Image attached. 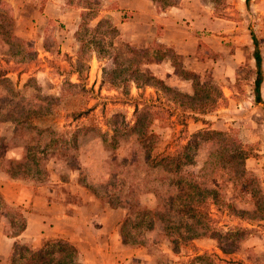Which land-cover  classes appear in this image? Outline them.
Returning <instances> with one entry per match:
<instances>
[{
	"label": "rangeland",
	"instance_id": "374dc122",
	"mask_svg": "<svg viewBox=\"0 0 264 264\" xmlns=\"http://www.w3.org/2000/svg\"><path fill=\"white\" fill-rule=\"evenodd\" d=\"M0 1V178L10 179L12 174V180L33 192L41 186L47 188V197L63 203L70 213L83 200H95L78 184L79 180L94 182L90 185L95 186L111 177L121 179L126 172L129 176L138 174L132 165L136 161L135 167L139 168L138 162L142 161L144 151L136 135L142 126L152 134L145 142L151 155L186 147L183 153L189 164L181 172L191 175L195 201L205 198L195 205L199 217L191 221L187 232L193 239L183 247L179 245L176 253L171 245L173 229L168 238L160 225L135 228L129 224L128 236L142 247L126 246L131 250L119 252V260L115 261L113 250L100 256L93 252L91 243L84 242L77 249V264H264V100L263 104L256 103L253 93V56L264 59V16L257 7L259 0H214L221 6L216 8L217 17L230 15L242 33L249 32L253 49L249 62L247 59L233 67L228 61L230 75L224 80L219 74L214 78L209 69L187 76V80L175 72L177 79L161 80L168 89L159 87L157 79L141 76L159 79V46L154 41L145 49H134L105 19L96 28L88 25V12L77 31L73 50L65 53L54 39L46 37L44 54L39 39L16 35L37 27L27 20L29 12H23L24 21L4 19L13 16L14 7L7 0ZM77 1L70 0L73 5H78ZM239 3L241 10L237 9ZM39 30L51 36L55 31H64V26L41 23ZM230 55L228 52L226 57ZM195 82L203 89L200 99L218 97L213 109L190 111L178 104L184 101L181 96L192 95ZM134 107L145 115L135 114ZM45 112L48 114L36 117ZM49 132L55 133L53 139H66L68 144L61 148L60 143L52 147L35 141L38 135L49 138ZM209 132L218 134L208 138ZM72 136L75 150L71 147ZM225 138L228 142H223ZM32 148L34 152L44 149L36 165L27 159ZM218 152L237 158L227 164ZM146 174L153 178L159 173ZM157 190L164 192L162 186ZM140 191L137 197L141 205L154 209V197ZM123 192H128V186ZM94 204L93 216L85 213L80 217L95 222L96 214L108 208L98 201ZM26 210L0 201L4 233H18ZM117 210L122 212L121 219L130 213L124 204ZM169 210L167 215L174 222L183 223L181 216ZM180 231L184 234L185 229ZM106 241L109 245L105 241L101 244L110 249Z\"/></svg>",
	"mask_w": 264,
	"mask_h": 264
},
{
	"label": "crops",
	"instance_id": "0c3cea01",
	"mask_svg": "<svg viewBox=\"0 0 264 264\" xmlns=\"http://www.w3.org/2000/svg\"><path fill=\"white\" fill-rule=\"evenodd\" d=\"M7 2L14 7L12 17L15 21H24L25 10L29 12L27 20L37 27L17 32L16 35L39 39L40 51L44 54L43 42L46 37L54 39L57 48L65 53L73 50L77 31L88 12L90 14L85 19L88 25L95 27L101 19H105L128 42V46L145 49L154 41L177 55L183 69L196 74L209 69L214 78L219 74L221 80L230 75V61L233 67L247 59L249 62L253 50L249 32L242 33L238 22L230 18V15H215L219 5L214 0H78V5H73L70 0ZM257 7L264 16V0H259ZM237 9H242L241 3L237 5ZM225 10L228 11L226 8ZM50 22L62 24L64 31H55V34L48 36L39 30L41 23ZM228 52L232 54L229 58L226 57ZM259 65L263 80L259 86V97L264 100V59H260V56ZM157 67L159 80L177 79L175 71L165 61H159ZM88 178L87 182L90 183ZM92 183L94 182L90 184ZM47 195V188L41 186L33 192L17 181L1 176L2 202L6 206H19L27 210L22 215L23 230L15 237L4 234V217L0 215V264H5L15 245L36 249L45 239L55 237L67 240L76 249L80 244L89 242L95 247L93 252L100 256L113 250L115 261L119 260V252L131 250L121 244L116 231L123 216L120 210L103 208L96 214V221L93 222L87 216H80L85 213H89V216L95 214V200L82 199L83 204L69 213L67 206L59 201H52ZM79 220L84 222L77 223ZM106 240L111 244L110 249L101 244V241H105L109 245Z\"/></svg>",
	"mask_w": 264,
	"mask_h": 264
},
{
	"label": "trees",
	"instance_id": "16d2710c",
	"mask_svg": "<svg viewBox=\"0 0 264 264\" xmlns=\"http://www.w3.org/2000/svg\"><path fill=\"white\" fill-rule=\"evenodd\" d=\"M2 3L0 1V9ZM12 21L13 17H4ZM2 19V20H4ZM100 22V21H99ZM98 22V24H99ZM98 24L94 27H98ZM157 44L156 42H153ZM159 46V54L156 56L158 61H165L175 72L180 73L183 76L182 80H187L188 77H194L195 73L189 70L182 68L181 61L177 55H175L171 50L157 44ZM254 66L256 70L255 81H254V100L256 103H261L259 97V86L261 83L260 76V65L258 55L253 56ZM141 76L147 80H159L155 76L141 74ZM188 76V77H187ZM194 80V79H193ZM148 84V83H147ZM159 87L164 86L163 82L159 80ZM168 89V88H167ZM203 92V89L198 85L197 82L193 84V93L191 96H181V103H178L181 106H187L190 111L198 110H211L216 106L217 98L203 99L199 96V93ZM177 97V93H175ZM134 113H139V116L145 115L143 110H137L134 107ZM48 112H45L41 115H46ZM115 120V119H113ZM137 122V121H136ZM263 127H264V104H263ZM136 128V126H135ZM36 129V128H32ZM133 129V128H132ZM130 133V131H126ZM210 137L216 136L218 133L209 132ZM55 133L49 132V138H41L38 135L37 140L46 144H51V146H56L60 143L61 148H64L68 142L66 139L58 140L53 139ZM140 142L142 143L143 151L142 152V161L138 162L139 168L135 167L136 161H133V172L138 174H133L129 176L128 172L124 173L123 178L113 179L110 178L109 181L92 186L87 184L84 180L78 181V184L89 193V195L95 199V201L105 204L109 209H119L122 208L123 204L128 206L129 214L125 215L118 223L117 232L121 240V244L124 246L131 247H142L143 244L137 241H133L131 237L128 236L126 230L127 226L136 227H145L146 225L155 227L160 225L162 234L165 237L171 236L169 231L174 230V239L171 238L172 252L176 253L179 245H186L193 236H190L188 231L190 230L191 221L195 218H198V212L195 205H200V203L205 199H200L195 201L194 196V185L190 181L191 175L182 173L181 169L183 166L188 165L189 161L186 159L187 155L183 153L185 146L182 147L180 151L172 152L169 154H150V148L146 147L145 142L150 140L152 134L146 132L143 127H139L138 133L136 134ZM196 134L195 136H197ZM194 136V138H196ZM71 147L73 150L76 149L75 137L72 136ZM104 143V140H102ZM223 142H228V139L225 138ZM46 146V145H44ZM35 148L31 149V153L28 156V160L31 164L36 165V161L40 160L43 154L44 149H41L40 152L35 151ZM183 155V157H181ZM219 157L223 159L225 163L228 164V161L234 159L236 156L230 155L229 153L218 152ZM38 156V157H37ZM237 158V157H236ZM122 166V165H121ZM130 169V166H128ZM155 171L158 172V176L153 178H148L147 172ZM143 172V173H142ZM140 173L144 176L140 178ZM10 179H13V175L9 174ZM128 186V192H123V187ZM162 186L164 192H158L157 187ZM156 188V189H155ZM143 190L144 194H151L155 201L156 205L154 209L149 210L141 205V201L137 197V193ZM136 193V194H135ZM0 201L2 202L1 198ZM195 201V202H194ZM165 202V203H164ZM194 202V204H193ZM3 203V202H2ZM164 203V205H161ZM162 206H165L164 208ZM169 209H172L177 216H181L183 223L174 222L171 217L167 214L170 212ZM171 210V211H172ZM172 214L174 215V213ZM203 214V213H202ZM204 215V214H203ZM24 224L21 225V228L18 230V233L15 235L4 233L7 237H15L23 230ZM177 226V227H176ZM178 228V230H176ZM180 229H185V232L180 231ZM244 231V230H243ZM188 232V233H187ZM177 238V239H175ZM17 247V248H16ZM78 252L74 245L62 238L48 239L43 242V244L36 249H32L26 246L15 245L9 256L8 264H77Z\"/></svg>",
	"mask_w": 264,
	"mask_h": 264
}]
</instances>
